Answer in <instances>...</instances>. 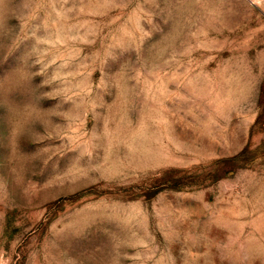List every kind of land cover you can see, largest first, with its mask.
<instances>
[{"label":"rangeland","instance_id":"obj_1","mask_svg":"<svg viewBox=\"0 0 264 264\" xmlns=\"http://www.w3.org/2000/svg\"><path fill=\"white\" fill-rule=\"evenodd\" d=\"M262 184L264 0H0V264H264Z\"/></svg>","mask_w":264,"mask_h":264},{"label":"bare ground","instance_id":"obj_2","mask_svg":"<svg viewBox=\"0 0 264 264\" xmlns=\"http://www.w3.org/2000/svg\"><path fill=\"white\" fill-rule=\"evenodd\" d=\"M230 138H231V136H230ZM262 185H264V184H262ZM255 188H256V186H254ZM261 188L263 189V187L261 186ZM252 191V190H251ZM252 193V192H251ZM257 197V196H256ZM251 198V197H250ZM251 201V200H250ZM254 201V200H253ZM253 203V202H252ZM245 206V205H244ZM242 207H243V205H242ZM243 216V215H242ZM246 216V215H245ZM257 216V215H256ZM259 216V215H258ZM239 217V216H238ZM250 218V217H249ZM253 218V217H252ZM261 218V217H260ZM234 220V219H233ZM264 220V219H263ZM244 221V220H243ZM262 222V221H261ZM260 223V222H259ZM249 224V223H248ZM258 225V224H257ZM262 225V224H261ZM253 226H256V225H253ZM252 228V227H251ZM257 232V231H256ZM257 233H259V232H257ZM261 256V255H260Z\"/></svg>","mask_w":264,"mask_h":264}]
</instances>
